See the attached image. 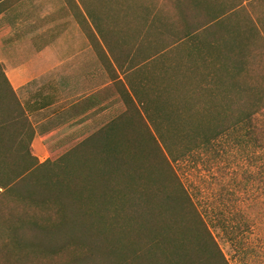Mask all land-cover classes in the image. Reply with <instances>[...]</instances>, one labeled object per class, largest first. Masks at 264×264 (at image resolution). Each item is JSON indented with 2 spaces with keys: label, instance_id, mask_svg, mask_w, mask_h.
Instances as JSON below:
<instances>
[{
  "label": "trees",
  "instance_id": "obj_1",
  "mask_svg": "<svg viewBox=\"0 0 264 264\" xmlns=\"http://www.w3.org/2000/svg\"><path fill=\"white\" fill-rule=\"evenodd\" d=\"M14 1L0 0V14ZM95 1L103 12L79 17L109 47L110 83L62 109L61 123L39 126L44 161L31 150L29 114L51 97L21 104L0 62L15 100L0 115V264H230L174 164L221 156L225 140L264 148V45H212L171 13L190 5L205 26L251 28L245 12L259 18L264 0ZM169 34L188 45L155 44ZM110 45L126 46L119 56ZM84 240L96 255L73 254Z\"/></svg>",
  "mask_w": 264,
  "mask_h": 264
},
{
  "label": "rangeland",
  "instance_id": "obj_2",
  "mask_svg": "<svg viewBox=\"0 0 264 264\" xmlns=\"http://www.w3.org/2000/svg\"><path fill=\"white\" fill-rule=\"evenodd\" d=\"M71 1L15 0L13 9L16 10L12 9L9 17H12L14 13L27 17L25 27L26 29L31 27L33 31L31 34L33 37L32 45H34L35 37H40L42 42L46 40L48 45H89V42L91 45H102L96 41V38L91 39L90 30L85 25L86 21L83 22L79 13L82 11L85 13L86 8H91L98 13L103 12V9L95 0H83L85 6L80 0V10H78ZM136 1L149 3L155 0ZM185 8L187 9L179 14L171 13V17L180 18L179 16H182L185 21L184 24L189 26L191 31H197V35L204 40L217 39L215 44L211 43L212 45H241L243 47L246 45H264V26L260 23L264 12H259V18L252 12H245V15L249 14L255 20L254 23L257 27L251 26L249 28L239 26L237 23L230 28H226L224 25L217 28L213 25L205 26L209 22L205 12L194 10L190 5L185 6ZM237 18L234 21L240 22L242 19L239 16ZM249 31L254 32V38L247 41ZM178 38L177 35L170 36L169 34L166 38L167 44H160L156 37L154 40L156 45H188L184 44L185 42L178 43ZM38 40L39 38H37ZM105 46L109 52L108 45ZM125 46L110 45L114 54L119 56L123 54ZM55 51L60 54L65 52L61 49ZM88 52L89 50H84L82 58H86ZM259 67L257 71L262 72L261 65ZM78 77V74L73 73L71 75L72 82L76 87L87 86L89 92L102 84H97L98 82L86 84V82H80ZM105 78L108 80L107 76ZM2 83L0 80V94L4 95L8 103L5 105L2 103V97L0 98V115L6 106L12 110L15 108L14 98H7L8 89ZM94 85L97 87L95 88ZM76 98L78 97H74L73 100ZM236 103L233 106V111L238 112L241 108L238 102ZM240 104L242 105V103ZM121 109H123V105ZM222 147L219 149L222 152L221 156H215L213 151H208L199 157H193L188 163L174 164L175 168L204 219L208 222L212 234L229 263L264 264V148H249L226 142V140L222 143ZM45 149L44 153H39L33 142L31 144L32 153L39 161H44L52 156L46 147ZM223 223L234 232L227 235L222 228ZM59 238L64 239L63 237ZM81 242L83 246L80 248L78 246L79 251L75 250L73 253L75 256H77V252L80 255L84 254L90 257L97 254L93 242L84 240L79 241V244ZM19 244L28 247L29 243L25 240H19ZM65 251L69 253L68 249ZM62 260L63 264H73L68 260V256Z\"/></svg>",
  "mask_w": 264,
  "mask_h": 264
},
{
  "label": "crops",
  "instance_id": "obj_3",
  "mask_svg": "<svg viewBox=\"0 0 264 264\" xmlns=\"http://www.w3.org/2000/svg\"><path fill=\"white\" fill-rule=\"evenodd\" d=\"M9 14H0V62L15 96L21 104L51 97L45 107L29 114L36 130L44 124L61 123L62 109L75 101L74 97L77 100L110 83L108 71L112 59L105 45H91L89 38V45H48L40 37H35L32 45L33 31L31 27L26 29V17H9ZM92 30L95 31L93 27ZM59 49L65 52L55 51ZM84 50H89L86 58H82ZM73 73L78 74L80 82L102 84L98 88L95 84L96 89L89 92L87 86L76 87L71 78ZM32 142L39 153L46 151L38 130Z\"/></svg>",
  "mask_w": 264,
  "mask_h": 264
}]
</instances>
